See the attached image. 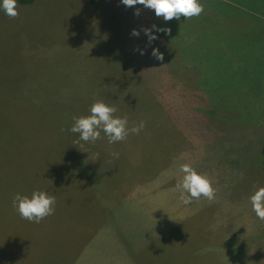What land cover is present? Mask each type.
<instances>
[{"label":"rangeland","instance_id":"rangeland-1","mask_svg":"<svg viewBox=\"0 0 264 264\" xmlns=\"http://www.w3.org/2000/svg\"><path fill=\"white\" fill-rule=\"evenodd\" d=\"M199 2L171 21L121 0L0 8V264H264V0ZM96 100L144 130L79 141ZM182 163L214 201L181 203ZM35 190L57 201L39 224L12 206Z\"/></svg>","mask_w":264,"mask_h":264},{"label":"clouds","instance_id":"clouds-1","mask_svg":"<svg viewBox=\"0 0 264 264\" xmlns=\"http://www.w3.org/2000/svg\"><path fill=\"white\" fill-rule=\"evenodd\" d=\"M122 4L127 7L143 5L147 9L154 10L156 17L163 18L164 21L172 19L179 20L184 17L185 20L198 17L204 12V5L199 0H121ZM5 14L15 19L19 16L17 0H2L0 2ZM136 15H139L137 9ZM156 28L155 25L152 26ZM148 37L149 43L158 37L153 34L152 29H143ZM165 33H170V28L158 29ZM139 31L133 29L131 35L139 36ZM144 52L141 50V55ZM152 56L159 61H163V54L158 48H154ZM165 65V64H164ZM163 66V65H162ZM90 114L87 116L73 117V125L67 131L79 134V141L95 143L101 139V132L107 137L109 144L123 142L129 135H138L145 128V121L141 120L138 124L133 123L128 126L127 116L118 117L114 114L117 108L109 106L103 100H96L89 109ZM63 130V129H62ZM77 141V142H79ZM114 158H119V153L112 152ZM99 154L97 153V158ZM179 172L183 175L177 181L175 187L179 192V200L184 205L191 204L194 200L199 201L202 197L209 202L216 199V192L212 185L211 179L202 173H198L189 163L179 165ZM56 197L43 190H35L31 196H22L17 193L12 200L13 208L18 212L22 219L39 224L45 218L54 215L56 206ZM252 211L261 220L264 221V187L258 188L250 196Z\"/></svg>","mask_w":264,"mask_h":264},{"label":"trees","instance_id":"trees-1","mask_svg":"<svg viewBox=\"0 0 264 264\" xmlns=\"http://www.w3.org/2000/svg\"><path fill=\"white\" fill-rule=\"evenodd\" d=\"M34 0H17V2L19 3V4H28V3H31V2H33Z\"/></svg>","mask_w":264,"mask_h":264}]
</instances>
